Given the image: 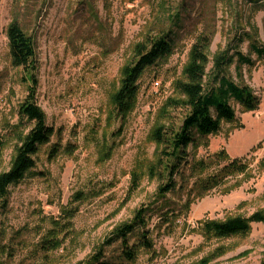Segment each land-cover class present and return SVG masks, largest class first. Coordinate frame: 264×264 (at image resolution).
Instances as JSON below:
<instances>
[{"label":"rangeland","instance_id":"1","mask_svg":"<svg viewBox=\"0 0 264 264\" xmlns=\"http://www.w3.org/2000/svg\"><path fill=\"white\" fill-rule=\"evenodd\" d=\"M14 22L35 44L36 101L55 136L34 157L36 168L10 187L8 207L0 203V264H86L138 210L161 205L158 191L170 176L160 163L163 146L152 135L162 126L179 128L187 109L176 104L183 99L176 83L203 35L212 40L209 72L229 46L253 60L241 74L260 98L259 109L244 113L235 105L237 120L191 149L195 162L207 161L209 168L175 178L165 209L175 216L165 223L149 212L153 248L124 264L264 263L263 223H253L246 237L228 239L203 229L207 222L264 213V60L251 54L247 37L256 28L264 47V0H0V175L11 169L32 128L20 115L28 84L23 69L12 65L7 30ZM169 33L176 37L174 53L144 72L134 109L118 115L113 97L135 47ZM237 72L234 64L228 74L243 82ZM221 153L226 160H213ZM235 159L247 172L200 197L198 179ZM118 248H107L105 258L117 256Z\"/></svg>","mask_w":264,"mask_h":264},{"label":"trees","instance_id":"2","mask_svg":"<svg viewBox=\"0 0 264 264\" xmlns=\"http://www.w3.org/2000/svg\"><path fill=\"white\" fill-rule=\"evenodd\" d=\"M253 30L254 34H247L251 54L264 60V47L259 46L258 37L255 35L258 34V30L256 28ZM7 37L12 65L23 69L24 81L28 84V95L20 107V115L32 125V128L18 148L11 169L0 175V203L3 208L8 207L10 187L20 184L36 168L34 157L40 148L49 144L55 136L54 128L48 126L46 115L36 101L39 64L35 44L17 22L9 26ZM175 39L174 33L162 34L135 47V60L123 70L120 88L113 97L118 115L124 117L134 109L140 91L139 80L148 68L174 53ZM211 41V38L205 35L197 40L191 48L188 63L183 71L184 80L176 83L175 90L183 98L176 104H182L187 109L179 128L162 126L152 135L153 140L163 146L160 163L164 165L166 173L170 176V179L158 191V201L163 202L153 210L151 207L138 210L131 222L111 232L108 239L98 247L86 264L133 263L140 249L151 250L153 244L147 227L148 213L155 210L162 215L165 223L169 222L170 217H174L175 213L173 210L165 211L169 205V202H166V196L177 187L175 178L184 179L186 169L195 173L209 168L207 161L195 162L191 149L196 150L199 143L207 141L210 136L219 134L224 124L234 123L237 120L235 105L244 113L259 109L260 98L248 84L244 83V77L241 74L243 67L254 66L253 60L236 50L237 47L234 49L229 46L213 59L211 72H209L211 60L208 51ZM234 64H236L238 78L243 82L237 83L229 76L228 71ZM2 149L3 141L0 138V157ZM57 151L54 148L52 155H56ZM215 158L213 160L223 161L227 159V154L221 153ZM247 170L248 165L242 161L230 160L217 174L198 179L194 186L195 189H201L200 193L203 194L199 193V195L202 197L223 185L229 176L245 174ZM185 207L189 208V205L186 203ZM253 223L264 224V213L257 212L250 218L235 217L223 222H207L203 229L207 235L218 239L246 237ZM133 237H136V242L131 243ZM116 244H119L118 255L107 260L106 249ZM56 247L57 242L51 245V249ZM46 249L50 248L46 247ZM199 264L211 263L209 260H203Z\"/></svg>","mask_w":264,"mask_h":264}]
</instances>
